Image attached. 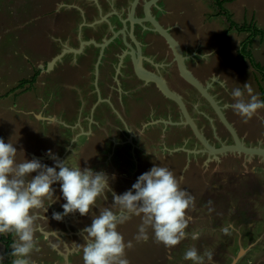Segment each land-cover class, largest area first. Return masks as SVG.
<instances>
[{
    "label": "rangeland",
    "instance_id": "obj_1",
    "mask_svg": "<svg viewBox=\"0 0 264 264\" xmlns=\"http://www.w3.org/2000/svg\"><path fill=\"white\" fill-rule=\"evenodd\" d=\"M109 1L111 0H0V139H3L5 143H12L18 152L17 160L22 161L25 157L20 153L19 148L26 147V153L33 152V146L31 149L28 146L33 138L34 128L41 125V138L48 139L49 135L45 126L48 121L46 120L55 121V115L58 113L64 121L56 122L58 125L53 127L52 131L57 137L59 146L57 143L55 145L49 142L50 145L45 147L46 151L44 152H47L50 146L55 150L53 151L55 154L51 152L52 157L42 159L40 162L49 167L50 165L55 166L56 160L53 157H56L61 162L65 161L69 167H79L81 170L91 169L94 172H99L97 167L100 169L108 168L113 162L115 164L117 162L118 164L123 163L128 167L133 166L129 174L130 179L125 182L128 184V190L132 189V185L137 182L140 175L149 171L153 166H165L163 162H158L153 156L154 150L162 154H167L168 151V156L175 162L174 165H177L173 172L180 181V187L194 197V205L188 211L191 220L186 229L187 237L179 245L168 249L155 242L154 234L149 229V239L146 242L138 243L135 236L138 233L141 219L133 216L130 220L118 226V231L124 236L125 241L132 242V247L127 250V259L130 264H194L193 261L183 258L185 252L191 248H195L198 254L204 257V264H264V181L262 176L257 175L255 177L252 173H246L245 175L240 173L238 168H241V164L236 159L231 165V169L236 173L228 175L223 170L221 171L220 162L213 157L216 152L204 150V153L198 154L199 151L196 150L199 148L197 140L193 135V137L191 136L190 129L186 128L188 120L183 122L178 118L180 123L171 124V120L168 118L169 114L174 119L179 112L175 111L171 114L169 112L171 106L153 88H148L146 91L148 94L145 96L152 99L157 107V113L155 111L153 114L149 113V118L142 121H151L147 126L155 123V126H161V129L154 134V137H158L153 141L156 142L153 145L154 150L146 151L147 147L144 149L139 144L143 138H137L138 143H132V140H135L136 137H133L127 129L131 126L123 123L117 117L122 105L115 102L113 98L109 102L101 103L99 102L98 92L92 91L89 96L86 93L87 91L85 92L84 89L80 88V85V87L76 84L70 87L69 84H65V82L70 83V81L73 83L78 77L77 74L74 76L75 73L68 74L67 79L57 77V79L59 78L58 81L61 80L62 83H57L55 79L51 78L50 74L44 75L48 73L55 59H51L50 54L54 52L53 45L59 43V41L54 40V37L61 33L57 32L56 28L63 32L73 24L77 32L81 33V30L84 31L85 28H83V25L79 26L77 22V18L78 21L80 20V13L76 9L81 6L83 10L88 11V7L90 10L88 13L91 15L98 8L109 7ZM130 1L132 0L121 3L123 9L118 3L113 5L115 8H121L122 16L129 13L130 17L133 13ZM70 3L75 5L76 9L73 11H70ZM76 4L78 5L76 6ZM139 4L142 6V0ZM157 6H161V11L166 12L172 20H177L179 25L186 26L184 30L180 28L170 30V33L179 40L187 37L192 38L195 31L197 33L199 25L202 27V23L207 24L206 22L209 20L214 21L215 24L212 30L206 27L202 28V36H205L209 31L217 41L222 39V45L227 47L224 55L230 69L236 70L239 67L240 73L245 75L244 84L249 83L252 86L253 94H257L259 99L257 85L261 83L260 74L253 72L254 69L247 59L238 60L236 58V64L235 56L237 54L232 52V48L237 43V37L244 40L248 37V33L231 30L226 34L228 22L224 16L217 15L218 7L213 0H160L154 5L153 13H156L161 23H164L163 21L166 19H163ZM223 8L228 11L231 20L235 23L242 24L253 21L256 27L264 29V0H225ZM212 15H215V17L211 18ZM62 16L66 19L61 20ZM116 20L119 23L118 18ZM65 23L67 24L65 25ZM224 32L225 36L222 37ZM256 37L259 39L253 41V38L248 50L254 60L264 67V39L260 41V38L264 37ZM106 38L104 41H108ZM109 39L111 40L106 44L107 47L113 44L112 38ZM205 39L203 37V40ZM196 40L198 42V38L194 37L192 41ZM158 42L164 43L162 38L158 39ZM258 44L261 49L257 48ZM80 46L83 47L84 44L79 43V47H73L72 51L79 50ZM186 57L189 58L190 56ZM173 61L172 64H174ZM185 63L197 75V54L192 55ZM216 65L219 69L225 70V65L222 63L223 67L220 64L217 53L214 52L204 70L211 72ZM37 70H39V76L33 85L26 83L22 88L15 89L20 81L30 79ZM228 72L225 73L228 74ZM227 76L230 77L231 75ZM86 79V82L89 81L88 77ZM213 86L223 89L218 82H215ZM227 87L230 89L231 86L227 85ZM87 88L94 90V84H89ZM210 91L214 93L212 88ZM194 95L196 98L197 93L194 92ZM131 96L129 93L121 95L122 102L128 101L127 107L133 106L130 104ZM138 96L140 97L139 101H143L141 95ZM246 98H248L247 94ZM194 99L191 98L190 100ZM219 102L221 106H224L223 101ZM88 103L93 104L92 106L98 103L95 118L101 124L100 126L91 125L92 120L85 119L87 117L85 113L88 111L86 104ZM199 108L205 113L197 117V126L201 131L204 130L203 125L208 127L211 125L210 120L212 118H215L218 124L222 125L216 116L205 112L208 111V106L204 100H201ZM260 111L261 109L257 112ZM144 112H146L145 109ZM130 114H132V111L128 113V115ZM232 115L239 119L242 126L250 129L249 137L255 139L253 143L259 144L260 141L261 148H264V121L262 118L256 113L252 119L245 122L236 113L233 112ZM160 120H163L164 123L159 122ZM65 125H69V127H64ZM165 130L169 131L171 137L166 135ZM226 133L228 132L226 131L223 134ZM165 135L166 138L171 139L172 144H167ZM227 136L228 142H232V136L229 134ZM36 140V143L40 141L39 139ZM118 140H121L122 147L114 144ZM212 142L217 145V142L213 140ZM244 143L250 145V139H245ZM131 144L133 149L137 146L136 151L127 150L131 148ZM158 144L160 146L157 148ZM173 149L174 151H170ZM109 151H115L110 162L95 164V160L99 157L106 159ZM232 152L230 150L225 154H231ZM103 153L107 155L103 157ZM61 154H63L62 158H60ZM223 154H218V156ZM28 155L25 160H32L33 156L30 155V158ZM121 159L124 162L121 163ZM178 165H180V168ZM168 168L172 171L171 167ZM57 170L59 171L58 168ZM257 172L256 170L255 173L257 174ZM35 175L37 173L30 174L31 177ZM55 184L52 185L55 190V202L45 201L47 211L43 212L41 210L38 213L41 218L36 221L39 230L35 236L40 250L32 252L31 264H72L73 262V264H83L82 250H76L78 246L75 243L79 241L80 243L77 244H82L84 232H77L81 238L71 239L58 231L59 228L65 229L62 220L57 221L54 219L52 222L54 227L49 223V219L53 217L52 214H49L50 211L57 212L55 207H61L64 200L60 183ZM119 194L121 195V192ZM113 203L112 197L107 193V199H98L97 207L99 209L110 207ZM114 210L118 211V209ZM93 213L99 215L96 208L93 209ZM93 213L84 218L86 223H92ZM225 228H228V234H225ZM41 229L45 232H41ZM64 231L67 232V229ZM73 234H76V232ZM44 235L48 237L47 239L55 247L54 249L47 245ZM12 240H14V236ZM72 241H75V243L70 245ZM65 244L68 245L67 249ZM3 245L0 243V256H2L1 252L5 250ZM74 249L75 251L72 253L68 254L66 252V250L71 251ZM241 249L242 252L240 253ZM53 252L56 253L53 254ZM207 253L213 254L211 261L207 259Z\"/></svg>",
    "mask_w": 264,
    "mask_h": 264
},
{
    "label": "clouds",
    "instance_id": "obj_2",
    "mask_svg": "<svg viewBox=\"0 0 264 264\" xmlns=\"http://www.w3.org/2000/svg\"><path fill=\"white\" fill-rule=\"evenodd\" d=\"M219 83L227 90L226 80ZM231 97L234 102L225 107L245 122L252 119L258 110L264 109V101L253 94L249 83H245L243 89H232ZM17 155L12 143L0 139V235H14L10 253L15 258L12 264H31L32 252L40 250L35 236L39 230L36 221L41 218L38 215L41 210L47 211L45 201L55 202L52 185L57 182L66 200L62 205L63 213L53 215L57 221L77 211L81 216L89 215L97 207L98 199H107V193L112 192L114 203L101 208L99 215L93 213L91 226L83 229V264H130L127 250L132 247V242L125 241L118 226L133 216L141 219L135 236L138 243L149 239V229L155 242L168 249L187 237L186 229L191 220L188 211L194 205V197L180 187V181L168 167L153 166L138 177L132 189L117 195L104 172L69 167L56 157H53L55 167L42 164L37 159L18 161ZM32 173L37 175L31 177ZM224 232L228 234V228ZM206 255L211 261L213 254ZM183 258L194 264H204V257L195 248L187 250ZM3 259L0 256V261Z\"/></svg>",
    "mask_w": 264,
    "mask_h": 264
},
{
    "label": "crops",
    "instance_id": "obj_3",
    "mask_svg": "<svg viewBox=\"0 0 264 264\" xmlns=\"http://www.w3.org/2000/svg\"><path fill=\"white\" fill-rule=\"evenodd\" d=\"M70 4H69V6L71 8L70 11L71 10L73 11L74 9H76L74 4H71V5ZM77 5L78 4H76V6ZM157 7L159 8L158 11L161 12L163 19L165 18L167 20V21L166 20L163 21L164 23L160 22L164 27H168L170 29L180 28L181 30H184L186 28V26L184 27L182 25H179V22L177 20H172L168 16V14H166V12L163 13V11H161V6H157ZM106 9H108V7ZM76 10L78 11V13H80V20L78 21V18H77V22H78L79 26L82 23V20L83 21L86 20L87 22H90V21H92L93 18H96V16H97L96 12L91 13V15H90L88 13V11L90 12L88 7H87L88 11H86V9L83 10L81 8V6H80V8L78 7ZM245 13H246V11L244 12V14ZM153 15L157 17L156 13H153ZM213 16L215 17V15H212L211 18ZM63 19H66V18L64 17ZM206 23L207 24L202 23L201 24L202 27H200V25L198 26L197 33L195 31V34H193L192 38L187 37V38L180 40L181 44L183 45L185 55L186 56H192V55L197 54V75H196L197 79H199L200 82L207 84V86H210V89L211 88L213 89V91H214L213 94H214L216 99L218 97L217 102L219 103L220 106H221V104L219 101L224 102V106H222L223 112H224L226 118L228 119L229 123L234 128L239 140H241L242 145L247 146V147L258 146L259 148H261L262 145H260V141H259V144H254L253 141L255 139H251L249 137L250 136V129H248L245 126H242L239 119H237L235 115L234 116L232 115L234 112L233 110L225 107L226 104L234 102L233 98L231 97L232 89L235 87H241L243 89V85L245 82V77H244L245 75H242L240 73L241 70L239 69V67L236 70H233L232 68L230 69L228 62H227L225 55H224L227 47L222 45V39L217 41V39H215V36L210 34L209 31H207V34L205 36H202V28L206 27V28H209L212 30L214 27V24H215V22L212 20H209ZM66 24L67 23H65V25ZM86 24H89V23H86ZM84 27L85 26L83 25V28ZM56 29H57V32H61L57 37H54V40H57V42L59 41V43L53 45L54 52L52 54H50V58L51 59L55 58V59H54V62H52L51 66H50V70L48 71V73L47 74L45 73L44 75L50 74V76H51V78H53V80L55 79L57 81V83H62L61 80H59L60 82L58 81L59 78L67 79L68 74L75 73L74 76H76V74H77L78 77L73 81V83L70 81V83L65 82V84H69L70 87H73L75 84L78 87L81 86L80 88L84 89L85 92L87 91L86 93H88L90 96V94L93 90H90L87 87L90 84L91 78H93L92 75L94 73H95V77H96L97 82H98V79L100 77V75H99L100 70H99V66H98V61L100 62L99 59L100 58L102 59V57L105 55V46L108 43V41H104L105 37L103 36L102 33H98L97 31L95 32V27H94V29H92V30H94V32H91L90 30H88V28L86 29V27H85L86 30H84V31L80 29L82 32H84V35H81V33H78L75 25H73V24H71L69 29H66L63 32L59 28H56ZM229 31H231V30H226V34L229 33ZM84 36H86V37H84ZM223 36H225V32L222 35V37ZM194 37L198 38V42H197V40L192 41ZM203 37L206 39L203 40ZM86 39H88V40L86 41ZM255 39H259V38L254 37L253 41ZM263 39L264 38H260V41H262ZM242 41H243L242 38L237 37V43H236L235 47L232 48V52L237 54V52L239 50L238 47H240V44ZM79 43L80 44L83 43L84 46L83 47L80 46L81 48L79 50L73 52L72 51L73 47L74 48L79 47ZM257 48L261 49L259 44H258ZM99 49H100V54H99ZM214 52L217 53V57H218L220 64L222 65V63H223L225 65V70L219 69V67H217V65H216L211 72L210 71L207 72V70H204V67L208 66L210 57L212 56V54ZM72 55H75V56H72ZM166 56L170 57V52L167 49V47H166ZM236 58H237V56H235V62L237 60ZM42 60H44V59H42ZM71 61H74V63H75L73 66L71 65ZM236 64H237V62H236ZM171 65L172 64H170V66ZM103 67H104V65H103ZM226 71H229L228 74L225 73ZM253 72H255V71L253 70ZM111 73L112 72L109 71L107 73L108 74L107 76H111ZM227 75H231V76L229 77ZM38 76H37V78H38ZM214 76H217L219 78L217 79ZM57 77H59V78L57 79ZM87 77L89 78L90 81L86 82ZM220 80H226L227 85L231 86L230 89L228 87H227V90L225 88L218 89L217 87L213 86L215 82L219 83ZM102 82H103V79H102ZM86 83H88V84H86ZM65 84H64V86H66ZM130 85H132V83ZM111 86H114L113 81L111 82L110 79H107L106 83L102 86V91L98 92V97L100 98L99 101L100 100L104 101V100H102V98H107V96L111 97V95H112V97H113L114 88ZM257 86H258V90H259L258 95H259V100H260V89H259V85H257ZM66 87H68V85ZM127 90L125 92H127ZM155 92L159 93L158 91H155ZM84 96H86V95H84ZM143 97H144V95H143ZM135 101H138V103L135 104L136 108L129 110V111H132V114L128 115V113H129L128 110L126 112V116H127V120H126L127 123L126 124L131 126L127 129L131 132V135L133 137L134 136L136 137V138H134L135 140H132V143H134V144L138 143L137 138L141 137V138H143V140L141 142H139V144L144 149H145V147H147L146 151L147 150L149 151L150 149L154 150L153 145H155L156 142H153V141L155 140V138H158V137H154V134H156L158 131L156 133H154V132L151 133L150 129H155V127L154 126H151V128L149 126L145 127L146 125H144V122L142 120L149 118V113L153 114L154 111L156 112L157 107L155 106V104L153 103L152 100L150 101V98H149V101H147V102L144 101V102H146V104L140 103L142 101H139V100H135ZM97 104L95 103L94 106H92L93 104L92 105H90L89 103L86 104L88 111L85 113V114H87V117H85V119L89 120V121L92 120L91 125L94 124V125L100 126L101 124H99L95 118L96 110L98 108L96 106ZM26 108H28V107L26 106ZM169 108H171V107H169ZM144 109L146 111L145 116L137 118L138 116H140L141 112H144ZM208 110H209V108H208ZM225 111H226V113H225ZM209 113L211 114L210 111H209ZM229 113H230V115H229ZM257 114L264 121V109H261V111L257 112ZM56 118H58V119H56ZM46 121H48L47 123H45L46 124L45 126L47 127L46 130L48 131L49 138L48 139L41 138L42 126L37 125L34 128L35 132L32 134L33 138L31 140L30 145L28 146V148H30V149L33 146V152H27L33 157L31 158V156L26 153V150H27L26 147L25 148H19L20 153H22V155L25 157V159H27V155H28L32 160L37 159V160L41 161L42 159H45V158L47 159V158L52 157V155H53L52 153L55 154V152H53L55 150L52 149V147H50V146H49V149L47 150V152H44V151H46L45 147H47V145H50L49 142H52L55 145L57 143V145L59 146V143L56 139L57 137L53 133L52 128L58 125V123H56V122H62V121H64V119H62V116H59L58 113H56L55 121H50V120H46ZM211 122H212L211 127L215 128L218 136H220L222 138V141H223L222 147L226 144H231V142H228L227 134H223L226 131L222 127V125L218 124V122L215 118H212ZM64 127H69V125H65ZM49 128H51V129H49ZM157 128L160 130L161 126H158ZM208 128H209L208 126L203 125L204 130H208ZM51 137H53L54 139H52ZM58 138H59V136H58ZM36 139H39L40 141L36 143V141H37ZM245 139H250L251 144L246 145L244 143ZM166 141L168 142L167 144H172L171 139H168V140L166 139ZM152 143H154V144H152ZM114 144L120 145L122 147L121 140H118ZM145 144H146V146H144ZM203 144L205 145V143H203ZM63 145H64V143H63ZM206 145H205V147L207 150L208 149L210 150V148L213 149L208 144H206ZM123 146H125V145H123ZM159 146H160V144H158L156 147L158 148ZM135 147L136 148L133 149L132 144H131V148H128L127 150L136 151L137 146H135ZM222 147H218V148H222ZM170 151H174V149L170 150ZM63 153H65V152L63 151ZM114 153H115V151H109L108 155L103 153L102 154L103 157H105L107 155L106 159L99 157L97 160H95V164H99L102 162H110ZM121 153L124 154L123 151H121ZM223 153L225 154V152L216 153V154H223ZM165 154H162L161 152H159V151L157 152L154 150L153 156L156 158V160L158 162H163L165 164V166L171 167L172 171H173V169L177 168L176 167L177 165H174L175 162L172 160V158L170 156H168L169 155L168 151H167L166 156H164ZM224 154L219 155V156L217 155L218 157H214L215 159H217L220 162L219 164L222 167L221 171L223 170V172L228 173V175H231L232 173H236L234 170L231 169V165L233 164L234 160L236 159V161H238L241 164V168H238V171L240 173H244V175L246 173H252V175L255 177H257V175L262 176V180L264 181V156H259V155L251 156V155H248V154L241 152V151L232 152L231 154L230 153H226L225 155ZM62 155L63 154H61L60 158H62ZM124 156H125V154H124ZM179 159H180V157H179ZM122 162H124L123 159H121V163ZM245 163H247V164H245ZM117 164H118V162H117ZM117 164H115L113 162L111 164V166H109L108 168L104 167V169H100L99 167H97V169L99 172H104L105 174H107L109 176L110 187H111L112 191L115 192L117 195H120L119 193L121 192V195H122L123 193H125L128 190V184H126L125 182L129 181L130 170H132L133 166L128 167L126 164H123V163H122L123 165L122 164L117 165ZM178 166L180 168V165H178ZM50 167H55V166L50 165ZM256 170L258 171L257 174L255 173ZM57 184H59V182H57L55 185H57ZM53 186H54V184H53ZM108 193H109V196L112 197V201H114L113 196H112V192H108ZM55 200H56V198H55ZM49 202H51V201H49ZM64 203H66L65 199L63 200V204ZM56 204L58 205V202ZM55 208L57 209V212H54L52 210V211H50L49 214H52V216H53L54 213H63V207L62 206L61 207H55ZM95 208L97 209V211L100 210L99 207H95ZM93 209L90 211V213H93ZM85 217L86 216H81L78 211L76 213L63 216L62 221L61 220L60 221L65 226L64 228L67 229V232L64 231L65 229L62 230L60 228L58 231H60V233H63L65 236H67L71 239L75 238V237L81 238V236H79V234H77V232H83L84 228L91 226V223H89V224L86 223V221L84 219ZM53 220H54V218L51 217L49 219V223H51V225L54 227V224L52 223ZM43 231L41 229V232H43ZM74 232H76V234H73ZM71 234H73V235H71ZM45 235H44V239H45V241H47V245L51 246V248L54 249L55 247H53L52 243H49V240L47 239L48 237H46ZM0 243L3 245L2 242H0ZM72 243H75V241H72L70 243V245ZM77 243H80V242L78 241ZM77 243H75V245L78 246V248L76 250H78V249L82 250L81 245H83L85 243V241H82V244H80V245H78ZM65 246H67L66 247V249H67L68 245L65 244ZM3 247H4V245H3ZM74 251H75V249L71 250V251L66 250V252H68V254L72 253ZM55 253L56 252H53V254H55ZM13 259H15V258L13 257Z\"/></svg>",
    "mask_w": 264,
    "mask_h": 264
},
{
    "label": "flooded vegetation",
    "instance_id": "obj_4",
    "mask_svg": "<svg viewBox=\"0 0 264 264\" xmlns=\"http://www.w3.org/2000/svg\"><path fill=\"white\" fill-rule=\"evenodd\" d=\"M127 1L128 0H111L109 1L108 9L103 7L98 8L96 14L98 13L100 15L97 14L96 18H93L92 21L90 22H87L86 20L84 21L82 20V23L80 24V26L84 25L86 29L88 28V30H90L91 32H94V30L92 29H94L95 27V32L97 31L98 33H102L104 37H107L106 39H108V42L111 40L109 38H112L113 41L112 42L113 44H111L112 46L109 47H107V45L105 46V55L104 56L102 55L103 56L102 59L101 58L99 59L100 62L98 61V66L100 70L99 71L100 77L98 79V82L95 77V73L92 75L93 78H91V81L89 80L90 84H94V90H93L94 92H99V91L101 92L102 86L106 83L107 79H110L111 82L113 81L114 83V86H111L114 88L113 97L112 95L111 97L107 96V98H102V100L104 101L100 100L99 102L101 103L109 102L113 98L115 102L121 104L122 105V107L120 108L121 111L118 113L119 116L117 117L120 118L121 119L120 121H122L123 123H127L126 112L127 110L128 112H130L129 111L130 109L136 108L135 104L138 103V101L135 100H139L140 98L138 95L140 94L141 99H143V101L140 103L146 104V102L149 101V97L145 96L146 94H148V92L146 91L148 88H153L155 89V91H158L159 94L162 95V98L165 100V102L169 106H171V108H169L170 109L169 112L171 114H173L175 111L179 112L177 113L178 115L174 119L169 114L168 118H170L171 124L180 123V121L185 122L186 120H188L186 128L190 129L191 136L193 135L197 140V146L199 145V148H197L196 150L199 151L198 154H202L204 153V150H207L203 143L208 144L210 147L213 148V150L219 149L218 147H222L223 141L222 138L218 136V134L216 133L215 128L211 127L212 122L208 130L205 131L204 130L201 131L197 126V117L200 114L204 113V111L200 110L199 108L201 100H204L209 108V110L206 112L210 111L211 114L216 116V118H218L220 122L221 120L217 116L211 103L202 95V93L199 90H197L195 87H193L191 84H189V82H187L181 76L180 71L178 69V62L172 48L169 46L168 42L158 32L155 31V27L153 26L151 21L145 19L146 17L145 5L149 3L147 13L149 14L150 18H153L155 21H157V23H159L165 30H167V32L175 39V41L179 45L182 62L185 66V69L207 90L209 95L220 107L224 117L226 118L222 106L219 105L214 94L210 91V86H207V84L200 82L199 79H197L196 74L187 67L185 61L189 59L191 56L187 58L184 55L183 45L181 44L180 40L176 39L173 36V34L170 33L171 30L170 28L164 27L158 20V17L153 15L152 8H154V5H156L157 2L160 0H142V6L141 4H139L141 0L130 1V7H132L133 10L132 11L133 13L130 15V17H129V13L122 16V12H121V8H122L121 3ZM114 3H118L121 8L120 7L115 8L113 5ZM115 17L118 18L119 23H117ZM63 18L64 17L62 16L61 20ZM82 34L84 35V32L81 31V35ZM161 38L163 39L164 42L163 44L158 42V39ZM87 40L88 39H86V41ZM166 47L170 52V57L166 56ZM100 49H99V54H100ZM172 61L174 64H172ZM74 64H75L74 61H71V65L73 66ZM102 64L104 65V67ZM170 64L172 65L170 66ZM109 71L112 72L111 76H107L108 75L107 73ZM154 77L158 81L162 82V84L170 92V96L166 94L162 90V88L156 84V82L150 79ZM138 79L141 81H139ZM131 83L132 85H130ZM126 90L127 92H125ZM194 92L197 93L196 98ZM124 93H129L130 96L132 94L131 96L132 100L130 104H132L133 106L127 107L128 101L122 102L121 95ZM118 96L120 97L118 98ZM174 96L178 97V99L181 101L182 106L177 102ZM191 98L192 99L195 98V99L190 100ZM151 100L152 99L150 98V101ZM144 116H145V112H141L140 116H138L137 118ZM178 118L180 119V121H178ZM226 120L228 121L227 118ZM149 122L151 123V121L144 122V125L146 126L149 125L150 124ZM159 122L164 123L163 120H160ZM151 126H154L155 129H150V132L156 133L157 131H159V129L155 126V123L152 124ZM151 126L149 127L151 128ZM222 126L225 128V131L228 132L226 134L232 136L223 123ZM206 131H208V133H206ZM129 133L131 134L130 131ZM165 133L167 136L170 135L169 131L167 132L165 130ZM196 133H198L199 136H197ZM166 135H165V139L168 140L169 138H166L167 137ZM168 137H171V135ZM212 140L217 142L218 145H215L212 142ZM233 144L234 141L232 137L231 144H226L224 146H230ZM217 155L218 154H216L213 157H217Z\"/></svg>",
    "mask_w": 264,
    "mask_h": 264
},
{
    "label": "trees",
    "instance_id": "obj_5",
    "mask_svg": "<svg viewBox=\"0 0 264 264\" xmlns=\"http://www.w3.org/2000/svg\"><path fill=\"white\" fill-rule=\"evenodd\" d=\"M213 2L218 7L217 15H221L226 18L228 22V30H236L241 33H248V37L244 39L240 44L239 50L237 52V59L238 60L247 59L249 64L255 70V72L260 74L261 83H263V85L259 83L260 100L264 101V67L254 60L251 52L248 50V47L251 44V41L254 37L256 36L264 37V29L256 27L252 21L248 23L245 22L242 24L235 23L233 20H231V17L228 11L223 8V4L225 0H213ZM38 75H39V70L35 71L30 79H24L20 81L18 86L15 87V89L17 90L19 88H22L26 83L33 85ZM13 236H14L13 234L0 236V241L4 244V247H5V250L1 252V255L4 257V259L0 261V264H12L13 257L10 255V253L12 251L11 246L13 243V240H12Z\"/></svg>",
    "mask_w": 264,
    "mask_h": 264
},
{
    "label": "water",
    "instance_id": "obj_6",
    "mask_svg": "<svg viewBox=\"0 0 264 264\" xmlns=\"http://www.w3.org/2000/svg\"><path fill=\"white\" fill-rule=\"evenodd\" d=\"M148 5H149V3L145 5V9H146L145 10V14H146L145 19L151 21V23L155 27V31L158 32L168 42L169 46L172 48V50L176 56L177 62H178V69L180 71L181 76L187 82H189V84H191L193 87H195L197 90H199L202 93V95L211 103V105L213 106L217 116L219 117L221 122L224 124V126L229 130V132L231 133V135L233 137V141H234L233 145L224 146V147L216 149V150L210 149V151H214L216 153H222V152H226V151L231 150V151H241V152H244L248 155L264 156V148L246 147V146H243L241 144V142H240L237 134L235 133L233 127L224 117L220 107L216 104V102L213 100V98L209 95L207 90L193 76H191L189 74V72L185 69V66L182 62L181 51H180L179 45L177 44L175 39L167 32V30H165L159 23H157V21H155L153 18H150L149 14L147 13ZM151 80L156 82V84L159 87H161L162 90L166 94H168L170 96V92L166 89V87L162 84V82L158 81L155 77L151 78ZM174 97L177 100V102L182 106L181 101L178 99V97H176V96H174ZM196 134H197V136H199L198 133H196ZM241 252H242V249L240 250V253ZM240 253H239V255H240Z\"/></svg>",
    "mask_w": 264,
    "mask_h": 264
}]
</instances>
